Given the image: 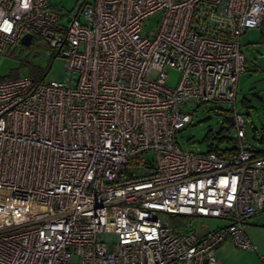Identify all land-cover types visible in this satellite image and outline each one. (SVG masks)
<instances>
[{
  "label": "built area",
  "instance_id": "2783aa9c",
  "mask_svg": "<svg viewBox=\"0 0 264 264\" xmlns=\"http://www.w3.org/2000/svg\"><path fill=\"white\" fill-rule=\"evenodd\" d=\"M22 3L0 0V53L41 35L65 79L0 80V264H219L226 240L255 250L244 228L264 210V153L243 146L236 96L240 37L264 23V0H94L66 21L48 0ZM180 102L231 103L236 154L182 150ZM190 216L225 223L199 237Z\"/></svg>",
  "mask_w": 264,
  "mask_h": 264
},
{
  "label": "rangeland",
  "instance_id": "374dc122",
  "mask_svg": "<svg viewBox=\"0 0 264 264\" xmlns=\"http://www.w3.org/2000/svg\"><path fill=\"white\" fill-rule=\"evenodd\" d=\"M51 7L62 14V20L66 21L69 15H73L80 4L93 3L94 0H48ZM160 13L155 12L143 20V30L150 33L157 26ZM83 19V17H81ZM29 43L19 40L11 47L10 53H0V80H6L13 76L29 74V65L44 70L40 80H64V57L60 50L51 48L47 40L37 34H33ZM240 52L244 57L245 68L238 79V92L236 96V108L245 117V137L243 146L264 150V142L254 136V130L264 134V23L261 27L248 28L240 37ZM165 82L174 87L178 82L180 73L173 67H166ZM246 98L250 104L246 107L241 101ZM180 110L189 111L192 121L185 123L176 132L177 142L182 150L204 151L211 145L214 148L224 149L238 144L234 126L226 128V122L215 109H229L231 103L227 102H180ZM224 127L223 133L219 130ZM210 136L205 138L207 132ZM223 136L221 140L220 137ZM155 154L148 150L136 157L135 162L128 166L129 171H135L139 162L152 160ZM165 219H170L168 214L162 213ZM191 229L200 237L205 232L221 226L224 219L215 217L190 216ZM245 234L256 245L257 249H242L234 244L227 248L229 256L236 264H264V210L251 215L245 224Z\"/></svg>",
  "mask_w": 264,
  "mask_h": 264
},
{
  "label": "trees",
  "instance_id": "16d2710c",
  "mask_svg": "<svg viewBox=\"0 0 264 264\" xmlns=\"http://www.w3.org/2000/svg\"><path fill=\"white\" fill-rule=\"evenodd\" d=\"M43 72H44V70H41V69H39V68H37L35 66L29 65V74H28V76L31 77L33 80H40L42 78V76H43ZM15 77H17V75L13 76L11 78H15ZM11 78H8V79H11ZM241 102L246 107L250 106V104H249V102H248V100L246 98H243ZM215 110H216L217 113H219V114H221L223 116L224 121L227 123L226 117L229 115L228 110L227 109H219V108H217ZM219 131L221 133H223L224 127H221ZM209 136H210V131L206 133L205 138L209 137ZM254 136L258 140L264 142V134H262V132L258 133L257 130H254ZM220 139L222 140L223 136H221ZM211 149H215L217 151V154L219 156H222V157H230V156L235 155L236 152H237V147L236 146H231L229 148H224V149H218V148H214L213 146L209 145L208 146V150H211ZM257 153H264V150H257ZM170 215H172V216H170L169 220H170V222L173 225H179L185 219V216L176 215V214H170Z\"/></svg>",
  "mask_w": 264,
  "mask_h": 264
},
{
  "label": "crops",
  "instance_id": "0c3cea01",
  "mask_svg": "<svg viewBox=\"0 0 264 264\" xmlns=\"http://www.w3.org/2000/svg\"><path fill=\"white\" fill-rule=\"evenodd\" d=\"M230 244L233 243L226 240L216 247L214 254L218 259L219 264H236V261L229 256L230 253L227 252V248L230 246ZM256 249L257 247L255 250Z\"/></svg>",
  "mask_w": 264,
  "mask_h": 264
},
{
  "label": "water",
  "instance_id": "95a60500",
  "mask_svg": "<svg viewBox=\"0 0 264 264\" xmlns=\"http://www.w3.org/2000/svg\"><path fill=\"white\" fill-rule=\"evenodd\" d=\"M30 39H31V33H29V32L28 33H24L22 35V37H21V41L23 43H25V44L29 43ZM226 119H227L226 128H229L231 126V124H232V116L231 115H228L226 117Z\"/></svg>",
  "mask_w": 264,
  "mask_h": 264
},
{
  "label": "clouds",
  "instance_id": "9594fccd",
  "mask_svg": "<svg viewBox=\"0 0 264 264\" xmlns=\"http://www.w3.org/2000/svg\"><path fill=\"white\" fill-rule=\"evenodd\" d=\"M22 6L23 8L28 9L30 7V0H23ZM10 28H11V25H7L5 30L6 31L10 30Z\"/></svg>",
  "mask_w": 264,
  "mask_h": 264
}]
</instances>
